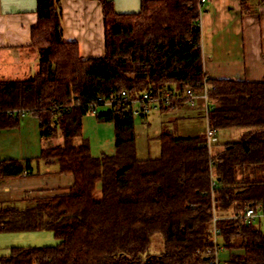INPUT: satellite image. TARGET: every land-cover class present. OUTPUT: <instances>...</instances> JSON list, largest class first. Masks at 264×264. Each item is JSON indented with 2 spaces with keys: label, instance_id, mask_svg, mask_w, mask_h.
<instances>
[{
  "label": "trees",
  "instance_id": "trees-1",
  "mask_svg": "<svg viewBox=\"0 0 264 264\" xmlns=\"http://www.w3.org/2000/svg\"><path fill=\"white\" fill-rule=\"evenodd\" d=\"M98 1L102 57L81 59L77 44L62 39L60 0H37L30 47L38 68L22 80H0V129L16 127L20 111L36 117L50 143L39 159L55 160L58 173L72 178L56 194L0 203V232L49 231L57 240L10 247L0 264H210L206 251L215 245L220 263L264 264V82L208 77L196 0H140L133 14ZM206 87L209 128L240 129L211 153L199 134L178 130L179 119L205 118L202 103L169 120L156 136L158 157L143 159L135 116L122 104L101 110L121 91L133 98L150 90L172 95L157 111H179L186 90L199 95ZM88 113L112 124L113 152L93 155L87 139L74 143ZM31 169L29 160L2 161L0 179ZM246 208L262 216L236 218Z\"/></svg>",
  "mask_w": 264,
  "mask_h": 264
},
{
  "label": "crops",
  "instance_id": "crops-1",
  "mask_svg": "<svg viewBox=\"0 0 264 264\" xmlns=\"http://www.w3.org/2000/svg\"><path fill=\"white\" fill-rule=\"evenodd\" d=\"M106 1L116 14L140 11V0ZM60 5L63 41L76 43L83 60L102 57L104 26L99 1L60 0ZM36 9L37 0H0V80H22L38 68V55L30 47ZM199 26L202 66L208 77L264 82V0H207ZM206 127L205 119L178 120L183 135L203 136ZM28 130L32 138L25 141ZM219 133L218 143L223 145L226 142ZM49 145L40 138L36 117L24 115L16 127L0 129V162L29 160L32 167L31 174L0 179V203L53 195L72 184L71 176L58 173L55 160L47 164L39 159Z\"/></svg>",
  "mask_w": 264,
  "mask_h": 264
},
{
  "label": "rangeland",
  "instance_id": "rangeland-1",
  "mask_svg": "<svg viewBox=\"0 0 264 264\" xmlns=\"http://www.w3.org/2000/svg\"><path fill=\"white\" fill-rule=\"evenodd\" d=\"M105 108L101 109L104 110ZM187 107H183L179 111L159 112L152 111L146 119L139 116L134 117V134L137 158L146 157L155 158L159 155V141L157 135L165 130L172 118L180 117L188 112ZM27 118H34L27 115ZM190 127L189 124L187 128ZM240 129H223L220 131L221 141H234L238 139ZM191 134V132H190ZM202 136H200L201 138ZM30 130L24 135V140H31ZM81 138L88 140L91 153L100 155L103 152L111 153L114 149V129L109 123L98 122L92 113H88L83 117L82 135L75 139L74 143L79 144ZM48 143V141H46ZM53 144H60L62 137L59 135L54 139ZM218 148V147H216ZM12 203V202H9ZM262 231L264 232V221L262 223ZM156 242V241H155ZM154 242V243H155ZM57 240L53 238L49 231L41 232H0V256L7 255L10 247L14 246H51L55 245ZM157 246V245H156ZM155 248V246H154ZM208 251V250H207Z\"/></svg>",
  "mask_w": 264,
  "mask_h": 264
},
{
  "label": "built area",
  "instance_id": "built-area-1",
  "mask_svg": "<svg viewBox=\"0 0 264 264\" xmlns=\"http://www.w3.org/2000/svg\"><path fill=\"white\" fill-rule=\"evenodd\" d=\"M207 0H196L197 2V8L199 10V14L202 13L203 8L206 4ZM207 87L204 89V91L199 94L195 95L192 93L191 90H186L185 92V106L187 107V110L192 111L195 110L198 107L199 103H202V108L204 110L205 120L207 127L205 129V132L203 136L200 138V140L203 142V144L206 146V148L209 150V153H211L213 144L215 142H218V131L212 128H209L208 121H207V113H208V107L210 105V102L207 99L206 95ZM172 95L170 93H162L159 95H155L151 93L150 90L142 92L138 96L129 97L125 91H121L116 97L113 99L107 100L103 103V108H112L116 104L125 106L134 116H140L145 115L148 116L152 111H157L159 104L168 106L170 104ZM102 108V109H103ZM92 113L95 112L94 108L90 109ZM20 114L22 116L27 115L26 111H20ZM213 185V184H212ZM262 216L261 213L256 212L253 208H246L242 213L238 214L236 218H239L243 220L244 222H253L256 219L260 218ZM215 220V219H214ZM216 230L213 231L214 234V243H216ZM221 249L216 247L213 249H208L206 251V256L210 259V264H223L220 263L218 254L220 253Z\"/></svg>",
  "mask_w": 264,
  "mask_h": 264
},
{
  "label": "water",
  "instance_id": "water-1",
  "mask_svg": "<svg viewBox=\"0 0 264 264\" xmlns=\"http://www.w3.org/2000/svg\"><path fill=\"white\" fill-rule=\"evenodd\" d=\"M204 260H205V261H207V260H208V258H207V257H205V258H204Z\"/></svg>",
  "mask_w": 264,
  "mask_h": 264
}]
</instances>
